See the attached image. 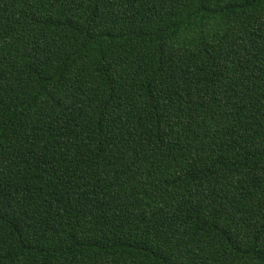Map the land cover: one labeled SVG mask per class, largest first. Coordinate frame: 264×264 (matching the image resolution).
<instances>
[{"label": "trees", "instance_id": "trees-1", "mask_svg": "<svg viewBox=\"0 0 264 264\" xmlns=\"http://www.w3.org/2000/svg\"><path fill=\"white\" fill-rule=\"evenodd\" d=\"M0 264H264V0H0Z\"/></svg>", "mask_w": 264, "mask_h": 264}]
</instances>
